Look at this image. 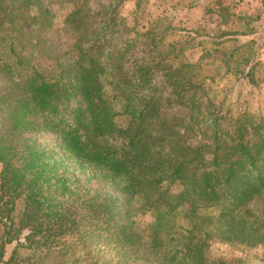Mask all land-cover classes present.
Here are the masks:
<instances>
[{
    "label": "trees",
    "instance_id": "trees-1",
    "mask_svg": "<svg viewBox=\"0 0 264 264\" xmlns=\"http://www.w3.org/2000/svg\"><path fill=\"white\" fill-rule=\"evenodd\" d=\"M69 2L62 20L73 34L69 54L40 67L26 35L35 26L50 29L51 16L33 0H0V264H227L208 258L212 242L264 248V112L243 103L230 115L215 109L218 116L198 129L201 138L190 139L193 131L163 116L154 76L183 104L200 88L202 55L194 63L180 58L203 43L201 34L186 32L160 53L163 36L154 26L139 33L124 23V0L97 19L88 0ZM236 6L223 0L204 13L227 24ZM248 27L225 29L209 45L220 47L213 60L224 74L235 68L251 82L258 62L254 51L242 57L241 50L254 41L232 47L254 33ZM141 39L147 56L126 72L125 57ZM38 132L53 134L59 146L38 148L24 138ZM65 157L98 170L95 178L119 198L77 194ZM254 200L259 216L249 208ZM146 214L148 223L135 220Z\"/></svg>",
    "mask_w": 264,
    "mask_h": 264
},
{
    "label": "rangeland",
    "instance_id": "rangeland-1",
    "mask_svg": "<svg viewBox=\"0 0 264 264\" xmlns=\"http://www.w3.org/2000/svg\"><path fill=\"white\" fill-rule=\"evenodd\" d=\"M33 1L37 8L51 16L52 26L43 32L37 26L29 29L26 40L33 45L32 49L35 50L32 56L34 64L48 67L55 61H63L69 54L67 51L72 43L73 34L67 31L62 20L71 10V3L69 0ZM114 1L88 0L89 14L97 19V12L114 7ZM220 1L223 0H124L118 7L121 18L130 28L134 27L136 31L142 33L146 30L145 27L154 26L155 31L162 34L163 39L155 47L160 53H164L166 45L172 39L185 40L183 37L187 35L186 32L191 33L190 31L196 30L201 34L199 37L203 43L198 47L185 49L180 58L187 63H194L202 55L200 69L195 76V80L200 82V88L186 95L183 104L180 105L173 101L174 96L165 87L160 73L154 76L155 85L161 97L163 116L169 120L178 119L181 130L193 131L190 139L195 140L201 138L198 129L209 126L218 116L214 113L215 109L219 111V115L224 113L230 115L236 113L239 106L246 104L250 111L264 112V0H235L237 6L230 9L232 16L227 24L218 23L216 17L204 13L205 7H216ZM136 3H138L137 8ZM245 23L254 28V33L247 38H239L236 43L232 44V47L247 41L248 38L254 41L252 49L245 47L241 50L242 57L248 56L250 50L254 51L252 60L258 62L251 82L240 78L239 71L235 68L224 74L223 68H220L219 63L213 60V56H219V53L215 51L220 50V47L209 45L212 40L218 41L215 38L223 30L242 28ZM206 33L210 34L207 39L204 37ZM224 46H228V43ZM145 47L146 43L141 39L137 47L125 57L122 66L124 71L130 72L134 64L132 61L147 56ZM4 88L5 82L0 80V91ZM71 103L75 104L74 100ZM24 138L38 148L50 150L59 146L58 138L49 132L27 133ZM106 142L115 147L121 143L116 138H106ZM58 153L64 155L62 152L58 151ZM65 158L71 188L77 194H81L80 190L87 189L90 192L101 191L119 198L108 184L95 178L99 174L98 170L86 166L79 167L67 157ZM63 202L66 204L73 202L76 205L74 198L65 197ZM249 208L254 216H259L263 212V207L257 200L252 201ZM135 220L139 224H145L150 221V217L146 214L136 216ZM207 255L210 260H222L227 264H264V248L261 246L247 248L212 242ZM8 256L9 248L5 250L4 258Z\"/></svg>",
    "mask_w": 264,
    "mask_h": 264
}]
</instances>
